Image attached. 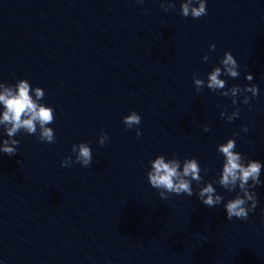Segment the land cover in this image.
Listing matches in <instances>:
<instances>
[{"label": "water", "instance_id": "95a60500", "mask_svg": "<svg viewBox=\"0 0 264 264\" xmlns=\"http://www.w3.org/2000/svg\"><path fill=\"white\" fill-rule=\"evenodd\" d=\"M165 2L175 8L165 12ZM182 2L0 0V83L43 88L56 137L21 131L18 152H0V264H264V184L248 219L228 220L223 205L239 189L215 183L224 163L217 148L230 138L264 163V0H207L199 19L182 16ZM227 51L240 76L220 78L227 89L258 85L251 110L244 94L233 104L196 90L193 73L207 80ZM237 108L232 122L221 117ZM132 111L140 136L123 123ZM81 142L92 149L88 167L74 162ZM160 155L209 169L191 197L163 200L150 185L149 161ZM207 182L224 197L213 208L197 195Z\"/></svg>", "mask_w": 264, "mask_h": 264}, {"label": "clouds", "instance_id": "9594fccd", "mask_svg": "<svg viewBox=\"0 0 264 264\" xmlns=\"http://www.w3.org/2000/svg\"><path fill=\"white\" fill-rule=\"evenodd\" d=\"M139 2L143 3V0H139ZM161 8L167 12L169 9L175 8V3H161ZM181 14L184 17L190 15L195 19L201 18L207 14V0H183ZM215 47L216 45L212 44L210 49L214 51ZM203 59L207 62L209 56L205 55ZM220 65L214 67L207 74V80L201 78L200 74L193 73V82L197 92L203 91L207 87L213 92H220L223 96H230L233 104H237L238 96L244 94L243 103L249 105L251 110V99L259 96L258 85L252 84L244 88L239 85H233L230 89H227V81L220 77L224 75L238 78L240 76V64L232 52L227 51L221 58ZM253 78L250 73L246 75L248 81H252ZM246 93H251L252 96H248ZM44 96V89L41 87L32 89L27 79L18 80L15 85L0 83V105L3 106L2 114H0V126H3L7 137H9V139L3 140L2 145H0V152L9 156L15 155L18 152L17 146L20 141L14 137L21 131L29 135L39 133L40 142L54 143L56 141L54 129L48 126L55 121V111L54 108L40 102ZM221 117L232 122L239 117V108L232 112L231 115L227 114L225 110L221 113ZM141 122L142 117L135 111L123 117V123L126 128L132 129L136 127L137 136L142 135L141 129L137 127ZM209 130L208 126L204 127V131L207 132ZM243 131H248L246 125ZM235 135H239V133ZM108 142V134L101 132L99 145L104 146ZM72 151L75 153V163H79L84 167L91 165L93 153L88 143L81 142L79 145H73ZM217 151L223 155L224 163L222 174L215 183H218L229 192L239 189L235 198L229 199L223 205L227 219L247 220L249 214L255 210L258 203L257 193L254 189L264 184V181L260 179L264 163L254 159H247L242 153L237 152L234 138H230L226 143L220 144ZM71 163H73L72 157L69 156L62 161L61 166L67 167ZM149 163L148 181L153 188L158 190L159 196L163 200H167L170 194H186L191 197L194 194L193 181L199 186L204 181V176L201 175L202 171L205 174L209 171L208 168L201 169L199 161L195 158H185L181 161L178 157L166 159L164 155H160L149 161ZM197 195L199 200L209 208L220 205L224 201V197L217 193L213 182H207L206 186L200 188Z\"/></svg>", "mask_w": 264, "mask_h": 264}]
</instances>
